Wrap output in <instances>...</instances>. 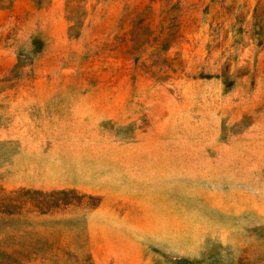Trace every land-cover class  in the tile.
<instances>
[{"label":"rangeland","instance_id":"374dc122","mask_svg":"<svg viewBox=\"0 0 264 264\" xmlns=\"http://www.w3.org/2000/svg\"><path fill=\"white\" fill-rule=\"evenodd\" d=\"M0 264H264V0H0Z\"/></svg>","mask_w":264,"mask_h":264}]
</instances>
